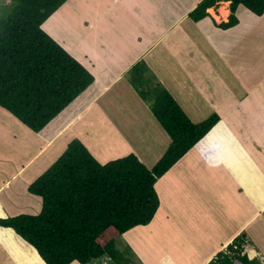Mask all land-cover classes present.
I'll return each mask as SVG.
<instances>
[{"label": "crops", "instance_id": "1", "mask_svg": "<svg viewBox=\"0 0 264 264\" xmlns=\"http://www.w3.org/2000/svg\"><path fill=\"white\" fill-rule=\"evenodd\" d=\"M72 1L67 0L45 21L42 29L94 77V82L52 121L60 123L52 137L34 136L33 132L19 125L16 133L13 130L10 137L12 149L9 146L5 150L6 155L2 158L5 163L0 162L3 165H0V193L12 189L14 180L30 185L53 161L54 151L59 153L72 138L80 140L76 132L67 133V127L73 126L76 120L90 111L101 122L100 129L106 132L113 127L120 133L119 139L110 141L115 150L125 145L131 147L124 130L133 123L132 116H127L133 113L141 99L128 83L126 72L138 62L145 61L148 69L151 68L162 79L163 87L174 100L173 93L177 92L193 105L197 113L202 115L203 112L202 116L208 111L220 117V122L207 134L211 138L213 153L220 151L216 156L219 164L208 165L195 149L190 150L159 179L155 189L160 205L152 222L121 237L128 241L133 254H138L143 264H149L150 259H154L155 264H195L191 260L192 249L197 254L196 263L207 264L237 237L244 236L240 238L243 253L258 255L260 258L256 257V260L264 264V250L260 249L264 247L258 244L259 240L264 242V71L258 72L256 62L253 66L249 64L247 46L240 42L241 37L237 39L240 35L244 41L247 38L243 35H250L248 45L259 49L261 45L255 39L264 36V32H260L264 28L259 27L246 34V19L249 16L248 21L253 18V25H258L264 14L257 17L238 6V24L223 30L216 25L227 21L230 13L228 2L219 3L228 5L223 7L225 16L220 14V7L207 10L209 17L203 19L208 21L206 23L189 19L188 13L195 5L189 7L185 0H78L69 15L71 18L61 23L55 21V17ZM53 19L55 24H52ZM200 22L202 25L198 26ZM70 23L79 34L71 32ZM189 26L195 28L196 37L201 33L205 39L202 43L192 39L193 32ZM67 45L72 51L67 50ZM190 52L194 53L195 61L188 57ZM165 69L167 71L162 72ZM247 74L254 77L249 90L245 79ZM232 88L241 95L236 97ZM73 104L78 106L76 115L65 121V115ZM102 104H110L109 116ZM181 105L185 106L182 101ZM241 108L250 110L249 126L244 130L236 121ZM193 117L197 120L195 114ZM226 118L234 120L233 124L230 123L237 127L236 131L226 125ZM219 126L221 129H217ZM158 128L155 130L158 136L151 140H147L149 134L141 137L149 154L158 156L148 159L152 160L151 165L169 145L167 135ZM63 135L66 137L62 138ZM241 139H245L247 144L244 145ZM118 145L120 148H116ZM94 152L97 151H93L95 155ZM164 197H169L166 203L163 202ZM8 198L12 199L11 194ZM257 198L263 199L260 204H257ZM174 205L175 209L176 205L178 207L172 212L170 209ZM6 216L1 215L0 218ZM183 230L187 231L184 233ZM9 231L14 234L11 229ZM146 231L151 238L158 236L152 242L154 245L145 241L146 244L143 236L138 239V235ZM180 239L187 240L183 248L189 250L184 251V255L180 253V246L173 247L182 243ZM143 250H147L145 256L140 253ZM149 251L154 252L151 254L155 257L149 255ZM22 253L13 241L0 239V264H28ZM106 260H102L103 264Z\"/></svg>", "mask_w": 264, "mask_h": 264}, {"label": "trees", "instance_id": "2", "mask_svg": "<svg viewBox=\"0 0 264 264\" xmlns=\"http://www.w3.org/2000/svg\"><path fill=\"white\" fill-rule=\"evenodd\" d=\"M5 1L0 0V109L39 133L94 77L42 29L67 0ZM221 2L229 3L230 14L216 25L219 29L238 24V6L257 17L264 14V0H203L188 17L199 22ZM147 69L138 62L127 81L143 101L153 100L149 110L169 140L159 159L150 166L130 152L101 164L84 143L72 138L59 153L53 152V161L27 188L41 199L40 212L0 218V227L11 229L45 264H98L106 258L107 264H136L131 248L118 249L116 239L152 222L160 205L156 182L192 149L208 165L219 164L204 140L220 117L212 113L200 123L191 122L160 84L149 87L153 78L146 76ZM243 237L210 264H260L242 254Z\"/></svg>", "mask_w": 264, "mask_h": 264}, {"label": "rangeland", "instance_id": "3", "mask_svg": "<svg viewBox=\"0 0 264 264\" xmlns=\"http://www.w3.org/2000/svg\"><path fill=\"white\" fill-rule=\"evenodd\" d=\"M77 1L78 0H73L65 8V10H62L59 13V15H57L58 17H55V21L57 20L58 22L61 23V22L64 21V19L71 18V16H69V15H71V11H72L73 7H75L77 5ZM181 1L184 2V0H181ZM202 1L203 0H190V2H188L187 0H185V3L189 7H192V5L194 4L195 5L194 7L196 8ZM5 4H9V1L6 0L5 1ZM174 6H175V3H174ZM226 6H228V5L227 4L226 5H224V4L223 5L222 4H218L216 7H214V9L217 8V7H220V14L223 15V16H225L226 13H225V10L223 9V7L226 8ZM195 8H192V10L190 12H192ZM240 10H242L244 12L247 11L244 8H242ZM236 11H237V9H236ZM236 11H235V15L238 18L237 14H236ZM190 12L188 13V15L190 14ZM208 12H209V9H208ZM249 18H251V17L247 16V19L244 18L247 21V25H246V29H245L246 34H248L249 31L250 32L255 31L259 27L264 28V19H262V21H260V23L258 22L259 21L258 20L257 21L258 22V25H255V24L253 25V23H252V22H254L253 18H252L251 21H248ZM238 20H239V18H238ZM55 21L53 19L52 20V24H55ZM203 22H206L207 23L208 21L207 20H203ZM69 25H70L71 32H75L77 34L80 33L77 29H74V26L72 25V23H70ZM197 25L198 26L199 25H202V22L198 23ZM189 28L193 32L192 39H194L195 41L197 39L199 41V43H202V40L203 41L205 40L203 38V36L201 35V33H198L197 34V37H196V30H195V28L192 29V26H189ZM43 31L45 32V30H43ZM260 32H264V31L262 30ZM257 34H259V33H257ZM243 36L245 38H247V39L243 41V38L240 35L237 36V39L239 37H241L240 38V42H243V43L245 42V45L247 46L246 51H247V56L249 57V59H248L249 60V64L251 66H253V62H256L257 63V66H258V72H263L264 71V36L260 35L258 37V39H255L261 45L259 49L253 48L252 47V44L248 45L250 43V40L248 39V37L250 35L249 36L243 35ZM59 38H61L60 35H59ZM203 46L205 48L207 47V45H203ZM67 50L68 51H72V49L69 48L68 45H67ZM67 54L70 56V54L68 52H67ZM199 54L202 55V53H200V52H199ZM188 57L193 58L194 61H195V55H194L193 52L188 53ZM145 63H144V65L147 68H149V66L146 65L147 63L146 64ZM161 68L163 69V67H161ZM165 71H167V70L165 69L162 72H165ZM128 74H129V72H126V78H127ZM146 76L147 77L148 76L149 77L151 76L153 78V81L149 85V87L151 89L154 87V85H157V84H160L163 87V84L164 83H163V81H161L162 79L160 80V78L152 72V69L151 68L150 69H147ZM249 76L250 75L247 74V78H245L246 79V82H247V90H249V86H250L251 79L254 78V77H249ZM236 82L237 81H235V83ZM165 90L167 92H169L167 89H165ZM232 90H233V94L236 97H237V95H241V93L239 94L238 90H235V88H232ZM145 91H147V89H145ZM135 94H137V93H135ZM173 94L175 95V97H176L175 99L176 100H177V98L179 96L178 100L180 102L178 100L177 101L175 100V102L179 105V107L182 109V111L185 113V115L189 118V120L191 122L194 121L195 123H200V122L206 120L211 115V114H209L208 111L205 112V110H204L205 114H204V116H202L203 115V112H202V115L199 114V113H197V111L194 110L193 105L187 99L185 100V97L184 96L179 95L177 92H176V94L178 96L175 93H173ZM136 96H137V98L139 97L138 94ZM171 97L173 98V96H171ZM191 97L192 96H189L188 98H191ZM151 98H153V97H151ZM181 101L184 103V105L187 108H185V106L181 105ZM152 103H153V100L152 99H149L147 101H143L141 99V103H138V105H137L136 109L133 111V113H131V114H129L127 116V117H129L131 115L132 118H133V123L129 127H127V129L124 130L125 131L124 132L125 133L124 135L126 136V138L128 139V141L131 142V147L128 146V145H125V146H122L120 148V145H118V146H116V148H120V149L115 150L113 148L115 146L112 147L113 144H110V141H111L112 138L119 139V134L120 133L118 131H115V129L113 127H110L111 129H109L106 132H105V130L100 129L101 122L99 120H96L94 118V115L91 113V111L89 113H87L86 115L84 114L85 116L82 115L84 117L83 118L80 117L78 120H76L75 121V124L73 126H68L67 127V130H69V131H67V133H74L75 134V132H76L78 134L79 139L84 143V145L86 147H88L90 149L89 152L92 154V156L99 163H101V164H104V163H106V162H108L110 160H113V159L120 158V157H123L125 155H128L130 153L129 150H132V151H134L136 153V154L135 153H133V154L137 155L140 158V160L144 164L147 165V161H148L149 158L153 157L155 159V158L158 157L157 155L156 156L150 155L148 149H146L144 147V144L141 142V137L146 136L145 134H149L150 135V136H148L147 140H151L152 138L158 136V135L155 134V130H156V127L158 128L159 126H157L156 120L154 119L153 115L151 114V112L149 110L150 105ZM102 108H103V110L109 116L110 113H111V106H110V104H102ZM77 110H78V106H76V105L73 104L72 107H71V109L69 111H67L64 120L67 121L68 119H70L71 117H73L74 115H76L75 114V111H77ZM236 110H238V109L236 108ZM249 111L250 110H248V109L247 110H244V109L241 108V111L240 112L238 111V114L236 115V121H237V123L239 124V126L243 130L244 129H248V126H249V122H250V114H249ZM194 114H195V116H197L196 117L197 120L194 119V117H193ZM201 119H203V120H201ZM4 120H5V123L3 124V121ZM224 120L227 122V123L226 122L225 123H226V125L228 124L227 126L229 128H231L232 130L236 131L235 129H237V127H235V126L232 125L234 123V120H230V119H227V118L224 119ZM129 122H131V121L129 120ZM18 125L21 126V127L23 126L17 120H15L10 114H8L4 110L0 109V162L1 163H5V161H3L4 159H2V158H3V156L6 155L5 154V152H6L5 150H8V148H9V146L11 144L12 138L10 140V137L13 134V130L16 133L17 132L16 130L19 128ZM59 125H60V123H58V122H55V123L52 122L50 124L51 127L47 131H46L47 128L46 129H42L39 133H34L33 132V135L34 136H37V137H39L41 135V137H45V138H46V136L47 137H49V136L52 137L56 133ZM24 129L27 130V128H25V127H24ZM99 129L101 130V132L99 131ZM217 129H221V127L219 126ZM80 132H82V135L80 134ZM237 132H239V129L237 130ZM21 135L24 136V133H22ZM65 135H63L62 138H65L66 137ZM23 136H21V137H23ZM32 140L35 141L36 139L33 138ZM241 140H242V142H243L244 145L247 144V142L245 141V139H241ZM204 142L212 150V147L210 145L211 138H208V137L205 138ZM90 147H92V148H90ZM10 148H11V146H10ZM94 150L97 151V152H94L95 155L93 154V151ZM195 150L199 154L198 150L197 149H195ZM216 150H218V149L216 148ZM218 152H220V151L218 150ZM214 154H215V156L218 155V153L215 152V151H214ZM145 156H146V158H145ZM199 156H200V154H199ZM1 163H0V165L3 166ZM148 163H149V165H151L152 160L151 161H148ZM40 172H41V170H40ZM35 179H33L31 182H33ZM158 182H159V180L155 184V187L156 188H157ZM11 185H12V189L9 188V190H5L4 192L0 193V205H1V207H0V216L1 215H3V216L4 215H7L6 217H12V216L20 215V214H23V215H37L40 212V210H41V199L39 197H37V196L31 195L28 192L27 188H28L29 185L27 183L23 184L22 181H17V180L12 181L11 182ZM203 192L205 193V188H203ZM9 194H11V198L12 199H9L8 198V195ZM168 198L169 197H164L163 198V202L166 203V201H167ZM262 200L263 199L260 198V201H262ZM163 206H164L163 209H165L166 208V205L164 204ZM177 207L178 206L176 205V209H177ZM176 209H175V205H174L170 209V211L174 212ZM201 216H203V215H200L199 216L200 219H203V217H201ZM153 228L155 229L154 226H153ZM186 231L183 230L184 233ZM142 236H143V241L144 242L147 241V242L152 243L153 241H156L158 239V236H156V235H154V237L151 238V236L149 235V233H147V231L140 233L138 235V239L141 240V237ZM2 238H5L6 240L9 239V240L13 241V243L16 245V247L19 248V250L23 252L22 255L25 258H27V261L26 262L28 264H43L38 259V257L36 256L35 252L33 250H26L25 247L20 242V240L15 239L14 234L11 233V231H9L8 229H5V230H1L0 229V239H2ZM180 240L182 241V243H179V245H176V246L173 245V247L180 246L181 247L180 253L184 255V251L189 250V249H184L183 248V246H186V241L187 240H184V239H180ZM196 241H197V238H196L195 242ZM147 242H145V243L147 244ZM258 244L259 245H262L264 247V242H262L261 240H259ZM116 245H117V248L120 249V250H123L127 246H129L130 248H132V246L128 243V241L125 240L124 237H118L116 239ZM194 245H195V243H193V246ZM26 246H28V245H26ZM196 249H198V248L196 247ZM260 249L264 250L261 247H260ZM146 251L147 250H143L140 253L143 254V256H145L144 254H145ZM225 251H226V253H228L227 250H225ZM151 252L152 251H149V255L151 254ZM220 252H224V250L222 249ZM152 253H154V252H152ZM217 254L215 256H213V258L207 264H210L212 260L216 259ZM242 254H246L249 259H256V257H259L258 255L255 256L254 254L252 255L251 253L249 254L248 252H244ZM151 255L154 256V254H151ZM196 257H197V254L192 249L191 260L194 261L195 264H197L196 263L197 262V258ZM30 258L32 260H30ZM262 258H263V256H262ZM134 260H135L136 264H143V263H141L142 261H141V258L139 259L138 254L134 255ZM107 262L108 261L106 260L105 261V264H107ZM100 263L103 264V262H100ZM100 263H98V264H100ZM149 264H155L154 259H150L149 260Z\"/></svg>", "mask_w": 264, "mask_h": 264}, {"label": "clouds", "instance_id": "4", "mask_svg": "<svg viewBox=\"0 0 264 264\" xmlns=\"http://www.w3.org/2000/svg\"><path fill=\"white\" fill-rule=\"evenodd\" d=\"M214 8V7H213ZM230 14V13H229Z\"/></svg>", "mask_w": 264, "mask_h": 264}]
</instances>
